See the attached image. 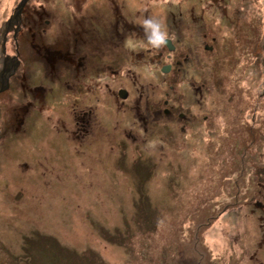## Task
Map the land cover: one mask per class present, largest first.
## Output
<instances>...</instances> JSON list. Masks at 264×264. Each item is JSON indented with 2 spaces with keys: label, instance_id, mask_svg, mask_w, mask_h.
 <instances>
[{
  "label": "rangeland",
  "instance_id": "374dc122",
  "mask_svg": "<svg viewBox=\"0 0 264 264\" xmlns=\"http://www.w3.org/2000/svg\"><path fill=\"white\" fill-rule=\"evenodd\" d=\"M20 2L0 0V69L4 42L16 54V24L6 29ZM112 2L146 35L111 44ZM213 4L26 3L21 35L29 11L40 24L28 40L61 48L82 12L103 32L81 44L84 61L127 60L118 79L105 73L76 97L41 62L27 89L11 80L0 91V264H264V0ZM174 34L180 55L175 47L161 62L146 55ZM21 45L17 73L31 59ZM166 99L174 115H154L151 105L164 109ZM89 109L91 129L75 137V116Z\"/></svg>",
  "mask_w": 264,
  "mask_h": 264
},
{
  "label": "flooded vegetation",
  "instance_id": "af4514ba",
  "mask_svg": "<svg viewBox=\"0 0 264 264\" xmlns=\"http://www.w3.org/2000/svg\"><path fill=\"white\" fill-rule=\"evenodd\" d=\"M113 1V0H112ZM224 0H216V4H213V6H219ZM112 18L109 16V18L106 21V27L110 28L109 31H107V34L111 35V44L114 43L115 40L122 41L123 43L125 42L126 37L128 36L129 33H136L138 36H145L146 35V26L140 24V23H135V22H129L127 20L126 14L122 12L120 6L116 3L112 2ZM88 12V10H86ZM80 16H82L78 21L74 20V25L75 27H72V30L70 31V36H71V41L67 42L66 45H62L61 48L57 49L55 47H52L50 44L45 43L44 41L40 42L42 45H39L31 40L23 39V43H26L31 49V59L28 61L29 63L22 69L20 73H17L18 69L20 68L22 64V59L24 61V58L20 57V52L22 50V41L20 39L21 36V30H22V20L18 22H14L15 28L13 27L14 34L17 30V38H15V55H10L7 53V48L6 52L3 56L2 60V67L0 69V87L7 85L10 81H18L20 88L22 89H27L29 87V79H30V68L32 63L34 62H41L44 65V74L47 79L54 80H63V85L64 87L67 88L68 91L73 93L76 97V94L80 91L85 90V88H90L91 86H94L97 84L98 80L100 77H103L105 73H107V78L115 81L118 79L120 74L119 70V65L118 62L121 63L122 60H127V57L125 59L123 56L119 57H107L106 54L104 53L103 55L101 54V58L98 57L97 64L93 63V65H89L92 63L90 60L89 63L85 62L84 55L81 54L82 51V46L81 44H87L89 41L91 42L93 39H96V33L101 34L102 29H99L95 26V21L93 20H88V17L86 14L79 12ZM75 16L74 18H76ZM78 18V17H77ZM48 22V20H46ZM239 21V20H238ZM78 23V24H77ZM72 24V25H73ZM176 24V31H178L179 26L175 22L173 25ZM172 25V27H173ZM71 26V25H70ZM10 27V28H11ZM79 27V29H77ZM209 25H206L207 32H204L203 38L205 41L209 40V32H208ZM96 30V31H95ZM28 32V31H26ZM101 36V35H100ZM176 37L177 34L170 35L168 38H164L162 41V44L159 43V39L156 40L155 44L150 48V51L146 53L147 56L151 60H155L157 62H161L163 58V53L166 51V48L169 50L171 47H175V44L173 43V37ZM179 36V34H178ZM16 37V36H15ZM101 39H104L101 37ZM180 38H177L179 41ZM212 42H214V36L210 38ZM74 43V46L72 44ZM209 44H205V47H207ZM81 46V47H80ZM40 47V48H39ZM80 47V49H79ZM166 47V48H165ZM179 49L173 50V53H178L179 55L181 52H175ZM167 52V51H166ZM168 56H171L170 54H167ZM186 57H188V54H186ZM89 58V57H88ZM123 58V59H121ZM31 61V64H30ZM101 62V63H100ZM64 74V78L61 74L62 70ZM9 75L8 79H6V76ZM97 80V82L95 81ZM107 85V84H106ZM44 84L37 85L33 89H40L43 88ZM50 87V86H49ZM32 88H30L31 90ZM32 89V90H33ZM44 89V88H43ZM51 89V87H50ZM124 91L126 92V97H121L120 92ZM201 90V89H199ZM86 91V90H85ZM63 92V91H62ZM131 95V90L127 87H121L118 90V96L122 99H127L128 96ZM167 101V103H165ZM164 101L165 108L161 109L160 103H155L151 105V109L153 110L152 113L154 115H159V113L163 116H170L171 114L174 115L176 112L174 109V106L170 104V100L166 99ZM124 103V101H122ZM92 110L89 109L88 111L83 110L79 112L75 116V121L74 124L77 125V128L73 130V134L75 137H80L81 134H85L91 129L92 121H91V116L92 115ZM179 117H185L184 113L179 112ZM160 116L159 118H162ZM82 136V135H81Z\"/></svg>",
  "mask_w": 264,
  "mask_h": 264
},
{
  "label": "water",
  "instance_id": "95a60500",
  "mask_svg": "<svg viewBox=\"0 0 264 264\" xmlns=\"http://www.w3.org/2000/svg\"><path fill=\"white\" fill-rule=\"evenodd\" d=\"M28 1H29V0H21V2L19 3V5H18V7H17V9H16L15 14L12 15V16L10 17V19L8 20V22H7L6 33L10 30V27L14 24V22H18V21L21 20V14H22V11H23L24 6L26 5V3H27ZM16 33H17V30H16V32H15V36H16ZM3 52H6V45H5V42H4ZM170 69H171V65H165V66H163L162 71L165 72V73H167V72L170 71ZM9 75H10V74H8V75L6 76V79H8ZM8 87H9V83H7V85L1 86V87H0V91H3V90H5V89H7ZM120 96L123 97V98L126 97V92H124V91L121 90V92H120ZM165 103H167V101H166Z\"/></svg>",
  "mask_w": 264,
  "mask_h": 264
},
{
  "label": "trees",
  "instance_id": "16d2710c",
  "mask_svg": "<svg viewBox=\"0 0 264 264\" xmlns=\"http://www.w3.org/2000/svg\"><path fill=\"white\" fill-rule=\"evenodd\" d=\"M29 10V7L28 6H26V8H25V12H27ZM29 13V14H28ZM28 13H26V15H23L25 18H24V20H25V24H26V27H28V29L26 30V31H28V32H30V28H33L34 27V25H36L37 27H39L40 26V24H38V22H35V16H30V14H33L32 12H28ZM30 16V17H29ZM34 18V19H33ZM36 27V28H37ZM40 29V28H39ZM32 30V29H31ZM28 32H25V33H23L21 36H20V39H21V41L23 42V39H26L27 40V37H28ZM40 35V34H39ZM22 37V38H21ZM34 41V40H33Z\"/></svg>",
  "mask_w": 264,
  "mask_h": 264
},
{
  "label": "bare ground",
  "instance_id": "6f19581e",
  "mask_svg": "<svg viewBox=\"0 0 264 264\" xmlns=\"http://www.w3.org/2000/svg\"><path fill=\"white\" fill-rule=\"evenodd\" d=\"M31 40H34V42H35L36 45H37V44H39L43 39H42V38H41V39L38 38V41H39V42H37V41H36V35H32V39H31ZM42 46H43V45H42ZM39 48H40V47H39Z\"/></svg>",
  "mask_w": 264,
  "mask_h": 264
},
{
  "label": "clouds",
  "instance_id": "9594fccd",
  "mask_svg": "<svg viewBox=\"0 0 264 264\" xmlns=\"http://www.w3.org/2000/svg\"><path fill=\"white\" fill-rule=\"evenodd\" d=\"M157 39H159V37H157Z\"/></svg>",
  "mask_w": 264,
  "mask_h": 264
}]
</instances>
